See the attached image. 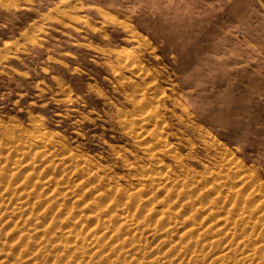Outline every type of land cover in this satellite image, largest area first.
<instances>
[{
    "label": "rangeland",
    "instance_id": "obj_1",
    "mask_svg": "<svg viewBox=\"0 0 264 264\" xmlns=\"http://www.w3.org/2000/svg\"><path fill=\"white\" fill-rule=\"evenodd\" d=\"M0 264H264V0H0Z\"/></svg>",
    "mask_w": 264,
    "mask_h": 264
},
{
    "label": "bare ground",
    "instance_id": "obj_2",
    "mask_svg": "<svg viewBox=\"0 0 264 264\" xmlns=\"http://www.w3.org/2000/svg\"><path fill=\"white\" fill-rule=\"evenodd\" d=\"M233 156V155H232Z\"/></svg>",
    "mask_w": 264,
    "mask_h": 264
}]
</instances>
